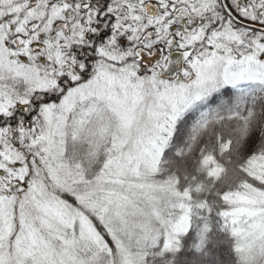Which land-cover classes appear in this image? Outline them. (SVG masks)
I'll use <instances>...</instances> for the list:
<instances>
[{
  "label": "snow or ice",
  "instance_id": "1",
  "mask_svg": "<svg viewBox=\"0 0 264 264\" xmlns=\"http://www.w3.org/2000/svg\"><path fill=\"white\" fill-rule=\"evenodd\" d=\"M0 264H264V0H0Z\"/></svg>",
  "mask_w": 264,
  "mask_h": 264
}]
</instances>
